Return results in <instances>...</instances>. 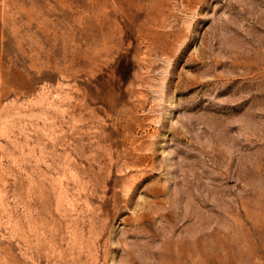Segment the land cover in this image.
<instances>
[{
  "label": "rangeland",
  "instance_id": "rangeland-1",
  "mask_svg": "<svg viewBox=\"0 0 264 264\" xmlns=\"http://www.w3.org/2000/svg\"><path fill=\"white\" fill-rule=\"evenodd\" d=\"M0 264H264V0H0Z\"/></svg>",
  "mask_w": 264,
  "mask_h": 264
}]
</instances>
